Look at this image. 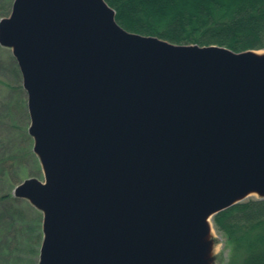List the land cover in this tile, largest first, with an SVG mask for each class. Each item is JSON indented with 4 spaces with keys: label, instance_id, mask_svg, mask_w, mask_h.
I'll return each mask as SVG.
<instances>
[{
    "label": "water",
    "instance_id": "water-1",
    "mask_svg": "<svg viewBox=\"0 0 264 264\" xmlns=\"http://www.w3.org/2000/svg\"><path fill=\"white\" fill-rule=\"evenodd\" d=\"M43 180L36 264H211V220L264 198V53L124 29L105 0L0 18Z\"/></svg>",
    "mask_w": 264,
    "mask_h": 264
},
{
    "label": "trees",
    "instance_id": "trees-1",
    "mask_svg": "<svg viewBox=\"0 0 264 264\" xmlns=\"http://www.w3.org/2000/svg\"><path fill=\"white\" fill-rule=\"evenodd\" d=\"M105 1L114 9L119 25L130 32L176 44H216L233 51L264 49V0ZM11 3L8 0L5 12L10 11ZM24 136L28 138L25 131ZM4 161L6 158L0 159V177L11 171ZM17 200L8 190L0 189V203L7 204L0 211V261L36 264L41 227L38 221H31L28 234L34 240L28 238L23 257L18 248L16 216L21 209ZM213 223L229 246L226 264H264V198L237 202L214 214Z\"/></svg>",
    "mask_w": 264,
    "mask_h": 264
},
{
    "label": "rangeland",
    "instance_id": "rangeland-1",
    "mask_svg": "<svg viewBox=\"0 0 264 264\" xmlns=\"http://www.w3.org/2000/svg\"><path fill=\"white\" fill-rule=\"evenodd\" d=\"M8 0H0V18L7 17L10 13L5 12ZM11 9V8H10ZM264 52V50H261ZM29 114L27 110V95L22 86V78L18 65L12 55L11 49L0 45V159L6 158V167L10 164L11 171L4 177H0V189L9 192L22 180L35 177L43 180V172L36 154L32 151L33 139L27 133ZM24 131L28 138L24 136ZM28 149H30L28 151ZM13 156L12 159L10 157ZM9 159V160H8ZM258 197L251 193L243 200ZM16 206L21 213H17L16 223L19 238V253L25 257V243L28 238L34 240L29 229L31 221H38L41 227L42 213L31 205L28 200L17 198ZM7 204L0 203V211ZM9 218V217H8ZM3 218V222L6 219ZM15 229V227H14ZM42 233V232H41ZM42 236V235H41ZM210 239L212 242L210 259L211 264H226L229 259V246L224 235L217 230L211 220ZM38 257V256H37ZM0 264H6L1 262Z\"/></svg>",
    "mask_w": 264,
    "mask_h": 264
},
{
    "label": "bare ground",
    "instance_id": "bare-ground-1",
    "mask_svg": "<svg viewBox=\"0 0 264 264\" xmlns=\"http://www.w3.org/2000/svg\"><path fill=\"white\" fill-rule=\"evenodd\" d=\"M257 53L261 54V53H264V52H262V51H258Z\"/></svg>",
    "mask_w": 264,
    "mask_h": 264
}]
</instances>
